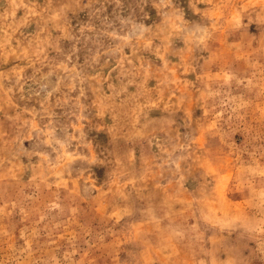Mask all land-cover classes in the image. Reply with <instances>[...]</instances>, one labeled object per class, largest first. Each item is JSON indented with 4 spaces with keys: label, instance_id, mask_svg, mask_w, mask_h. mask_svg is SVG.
<instances>
[{
    "label": "rangeland",
    "instance_id": "1",
    "mask_svg": "<svg viewBox=\"0 0 264 264\" xmlns=\"http://www.w3.org/2000/svg\"><path fill=\"white\" fill-rule=\"evenodd\" d=\"M0 264H264V0H0Z\"/></svg>",
    "mask_w": 264,
    "mask_h": 264
}]
</instances>
